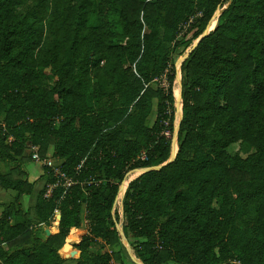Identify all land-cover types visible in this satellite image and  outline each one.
I'll list each match as a JSON object with an SVG mask.
<instances>
[{"label": "trees", "instance_id": "obj_1", "mask_svg": "<svg viewBox=\"0 0 264 264\" xmlns=\"http://www.w3.org/2000/svg\"><path fill=\"white\" fill-rule=\"evenodd\" d=\"M225 4L181 63L167 160L172 49ZM162 76L165 85L151 84ZM29 144L41 157L53 145L75 181L45 196L54 177L44 165L49 177L23 208ZM2 161L11 165L0 186L14 198L0 210V264H115L119 184L142 167L124 191L121 227L143 264H264V0H0ZM82 213L79 255L65 263L59 248Z\"/></svg>", "mask_w": 264, "mask_h": 264}, {"label": "rangeland", "instance_id": "obj_2", "mask_svg": "<svg viewBox=\"0 0 264 264\" xmlns=\"http://www.w3.org/2000/svg\"><path fill=\"white\" fill-rule=\"evenodd\" d=\"M216 18H213L209 23V29H211L214 24H215ZM193 42L190 44L187 43H182L178 46L173 47L171 56L172 60L177 68V72L179 75L175 76V79L173 80L172 84V90L174 94V108H175V127L177 126V122L180 118V113L182 111L181 109V101L178 99L179 92L181 90V79H182V70H181V63L186 57V53L188 49L192 46ZM151 84L153 86H156L157 84H163L165 85V76H162L160 79H155L151 81ZM178 100H179V107H178ZM156 102L157 99L153 98V109L151 110L148 118H147V123L151 124L152 121L154 120L155 116V111H156ZM177 147V146H176ZM239 145L238 143H233L228 146V149H238ZM28 148V147H27ZM25 149L26 155L30 153V149ZM241 154H244L245 152L240 150ZM53 153V145H48L45 160L44 161H52L53 164H58L60 162V159L56 157ZM30 155V154H29ZM44 161H36L34 160L31 156L26 159L25 161L22 162V168L25 170V177L28 178V180L33 181V192L30 194H22L20 199H21V205L23 208H26L30 204H32L35 200L36 193L38 189H40L44 183H46L49 175H48V170L44 167L45 162ZM11 165V162L9 161H2L0 163V170H5L8 166ZM141 170L139 169H131L127 171L125 174L124 180H123V185L122 188L118 190V195L114 203V215L118 217V226L119 228L121 227V222H122V215H121V207H122V198L124 195L123 190L125 191L128 182L131 178H133L135 175L140 173ZM46 188V185H45ZM25 196V198H23ZM14 198V190L13 189H6L0 186V210L3 207V204L12 201ZM23 199V200H22ZM54 221V219H53ZM52 221V226L53 225ZM86 219L83 217L82 213V223L79 227L78 232H74V229L69 230V233L66 235L65 240L63 245L59 248V251L63 254L69 257L65 263H69L70 261L73 260V258L77 257L78 254V248L76 247L75 243L79 241L81 235L83 234L82 232L86 231V224H85ZM130 240V241H129ZM131 240H133V237L130 239H127L126 237L124 238L121 235V244H122V255L121 258L118 260H114L115 264H141L139 258L137 257L133 246L131 244ZM99 244L97 242H94L90 249L92 251H96L98 248Z\"/></svg>", "mask_w": 264, "mask_h": 264}, {"label": "built area", "instance_id": "obj_3", "mask_svg": "<svg viewBox=\"0 0 264 264\" xmlns=\"http://www.w3.org/2000/svg\"><path fill=\"white\" fill-rule=\"evenodd\" d=\"M156 79V78H155ZM164 133L166 135H171L172 133H170V131L168 129H166L164 131ZM28 149H30V155L31 157L36 160V161H44L45 157H41L39 154V150H38V145L37 144H29ZM141 157L145 158L146 155L145 153H141ZM45 165L49 166L50 171L54 177V179L52 181H48L46 183V188L44 190V195L45 196H50L53 192V189L57 186V185H61L63 187V192L67 189V187L73 183L75 180L71 175L66 174L63 170L60 169L58 164H53L52 161H44ZM55 211L58 210V208L54 209Z\"/></svg>", "mask_w": 264, "mask_h": 264}, {"label": "water", "instance_id": "obj_4", "mask_svg": "<svg viewBox=\"0 0 264 264\" xmlns=\"http://www.w3.org/2000/svg\"><path fill=\"white\" fill-rule=\"evenodd\" d=\"M226 6V4L225 5H223L221 8H219V9H216L215 10V12H214V14L212 15V18L210 19V21L213 19V18H216V16L220 13V11H221V9L223 8V7H225ZM210 21H209V23H210ZM209 23H208V25L206 26V28L204 29V31L202 32V34L193 42V44H192V46L188 49V51H187V53H186V55L193 49V47L197 44V42H198V40H199V38L203 35V34H206L210 29H209ZM213 28V27H212ZM211 28V29H212ZM178 72H176V74H177ZM179 75V73L177 74V76ZM178 99H180V101H181V90H180V92H179V95H178ZM178 107H179V100H178ZM181 115H182V111H181V113H180V117H181ZM180 119V118H179ZM178 122H179V120H178ZM178 122H177V126L176 127H174V130H173V133H172V141H171V151H170V155H169V157H168V159L167 160H170V159H172L174 156H175V153H176V151H177V129H178ZM159 166V165H158ZM148 167H142V168H133V169H139V170H141V171H143V170H145V169H147ZM131 170V169H130ZM129 171V170H128ZM124 180V179H123ZM123 180L121 181V183L119 184V189L120 188H122V185H123ZM123 192H124V190H123ZM117 198V197H116ZM116 200V199H115ZM57 217H58V219H59V217H60V212L58 211V213H57ZM76 228V226H71L70 227V230L71 229H75ZM118 229H119V231H120V234L125 238V236H124V234H123V232H122V227H120L119 228V226H118ZM78 254H79V251H78ZM140 260V259H139ZM140 263L141 264H143L141 261H140Z\"/></svg>", "mask_w": 264, "mask_h": 264}, {"label": "crops", "instance_id": "obj_5", "mask_svg": "<svg viewBox=\"0 0 264 264\" xmlns=\"http://www.w3.org/2000/svg\"><path fill=\"white\" fill-rule=\"evenodd\" d=\"M24 195V194H23ZM28 195V194H27ZM23 198H25V196H23ZM21 200V199H20ZM23 200V199H22ZM57 213H58V210L57 211H55L54 210V212H53V216L51 217V221H53V219H54V221H53V225L54 226H52V224L50 225V227L51 228H55V226H56V224H57V222H58V217H57ZM85 224H86V221H85ZM80 227V226H79ZM78 227V228H79ZM87 230V229H86ZM85 232V231H84ZM84 232H82V233H84Z\"/></svg>", "mask_w": 264, "mask_h": 264}, {"label": "bare ground", "instance_id": "obj_6", "mask_svg": "<svg viewBox=\"0 0 264 264\" xmlns=\"http://www.w3.org/2000/svg\"><path fill=\"white\" fill-rule=\"evenodd\" d=\"M211 23V22H210Z\"/></svg>", "mask_w": 264, "mask_h": 264}]
</instances>
